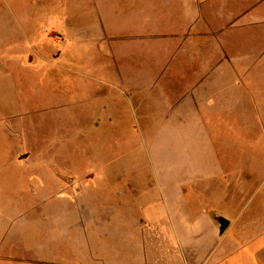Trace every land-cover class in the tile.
I'll return each instance as SVG.
<instances>
[{
	"label": "crops",
	"instance_id": "1",
	"mask_svg": "<svg viewBox=\"0 0 264 264\" xmlns=\"http://www.w3.org/2000/svg\"><path fill=\"white\" fill-rule=\"evenodd\" d=\"M124 5L132 29L108 32L113 61L81 74L112 89L108 111L90 113L96 132L115 127L119 108L154 119L140 133L149 124L160 135L155 172L62 173L53 167L66 161L0 157V264H226L234 255L225 184L237 177L222 169L204 119L261 117L242 105L264 103V0ZM217 216L228 221L223 233Z\"/></svg>",
	"mask_w": 264,
	"mask_h": 264
},
{
	"label": "rangeland",
	"instance_id": "2",
	"mask_svg": "<svg viewBox=\"0 0 264 264\" xmlns=\"http://www.w3.org/2000/svg\"><path fill=\"white\" fill-rule=\"evenodd\" d=\"M124 1L0 0L1 158L66 161L53 167L62 173L155 172V154L162 150L154 145L160 135L149 124L140 133L154 119L119 108L122 117L115 119V127L104 123L96 132L90 113L108 111L104 99L112 89L92 79L88 69L81 74L93 63L114 59L109 50L116 41L109 31L132 29L124 19ZM99 88L104 97L96 95ZM251 104L261 109L260 118L204 119L205 136L222 169L228 178L237 177L225 184L227 215L235 224L230 238L236 244L226 264H264V103L243 102V109ZM109 108L114 109L113 102ZM186 136L176 134L174 147L187 142ZM214 197L218 201V193Z\"/></svg>",
	"mask_w": 264,
	"mask_h": 264
},
{
	"label": "water",
	"instance_id": "3",
	"mask_svg": "<svg viewBox=\"0 0 264 264\" xmlns=\"http://www.w3.org/2000/svg\"><path fill=\"white\" fill-rule=\"evenodd\" d=\"M215 220L218 223L219 232L223 233L228 225V221L221 216H217Z\"/></svg>",
	"mask_w": 264,
	"mask_h": 264
}]
</instances>
